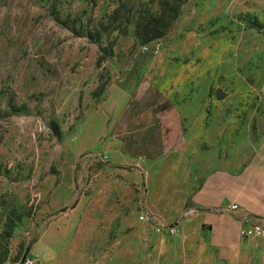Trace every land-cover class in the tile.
<instances>
[{
    "label": "rangeland",
    "instance_id": "1",
    "mask_svg": "<svg viewBox=\"0 0 264 264\" xmlns=\"http://www.w3.org/2000/svg\"><path fill=\"white\" fill-rule=\"evenodd\" d=\"M148 10L176 14L143 46ZM218 107L264 135V0H0V264H151L134 165ZM150 167L149 185L178 174Z\"/></svg>",
    "mask_w": 264,
    "mask_h": 264
},
{
    "label": "crops",
    "instance_id": "2",
    "mask_svg": "<svg viewBox=\"0 0 264 264\" xmlns=\"http://www.w3.org/2000/svg\"><path fill=\"white\" fill-rule=\"evenodd\" d=\"M221 109H215L202 135L184 139L183 149L134 165L144 174L138 190L144 191L145 211L179 228V234L170 237L138 221L151 264H264V239L240 237L241 227L264 225V135L251 141L247 132L234 135L233 117ZM191 122L201 126L203 120ZM115 160L128 164L123 155ZM158 163L164 167L163 178L176 168L169 185H149L148 169ZM151 194L155 197L149 202ZM233 205L239 211L230 212Z\"/></svg>",
    "mask_w": 264,
    "mask_h": 264
},
{
    "label": "built area",
    "instance_id": "3",
    "mask_svg": "<svg viewBox=\"0 0 264 264\" xmlns=\"http://www.w3.org/2000/svg\"><path fill=\"white\" fill-rule=\"evenodd\" d=\"M229 211L235 213L239 211L237 205H233L229 208ZM137 219L140 224L144 225L147 228H150L154 233L163 235L166 234L170 237H175L179 234L178 223L165 224L161 219L148 214L144 209V201L140 202V210L137 215ZM241 238H256L264 239V225L253 223L241 227L240 230ZM34 261L27 259L25 264H33Z\"/></svg>",
    "mask_w": 264,
    "mask_h": 264
},
{
    "label": "trees",
    "instance_id": "4",
    "mask_svg": "<svg viewBox=\"0 0 264 264\" xmlns=\"http://www.w3.org/2000/svg\"><path fill=\"white\" fill-rule=\"evenodd\" d=\"M169 16L161 10L158 14H153L149 10L139 15L136 23V35L141 45L147 46L154 41L163 39L170 29V21L174 17L176 11H170ZM140 210V202L138 203L137 212Z\"/></svg>",
    "mask_w": 264,
    "mask_h": 264
}]
</instances>
